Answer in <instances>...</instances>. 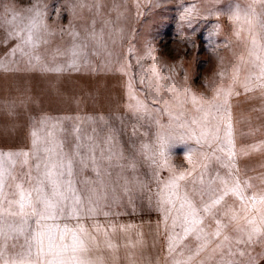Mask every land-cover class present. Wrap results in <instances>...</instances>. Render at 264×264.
Returning <instances> with one entry per match:
<instances>
[{"label": "rangeland", "instance_id": "374dc122", "mask_svg": "<svg viewBox=\"0 0 264 264\" xmlns=\"http://www.w3.org/2000/svg\"><path fill=\"white\" fill-rule=\"evenodd\" d=\"M34 6L45 13L47 31L42 29L41 35L48 42L33 49L8 32L27 24L32 15L28 9ZM237 6L241 10L239 19L233 15ZM13 15L16 19L9 24ZM262 47L264 0H0V74L20 63L34 68L41 62L69 67L75 61L76 66L69 68H86L90 77L86 95L90 94L93 102L101 99L102 103H116L124 93L125 101L139 100L156 109L158 119L169 120L168 111L182 113L175 123L202 116L196 110L200 104L194 106L192 96L207 108L223 104L225 93L231 91L227 108L236 132V158L227 159L228 155L220 151L224 161L219 169L205 172L203 185L181 184L197 208L209 200V181H214L211 187L217 193L222 189V179L230 184L239 180L245 197L264 193V81L258 79L256 59L264 55ZM13 49H17L14 54ZM73 51L78 55L73 56ZM130 79L137 100L130 98ZM209 119L214 130L218 121ZM174 153L173 164L178 166L179 153ZM244 154L250 159L243 160ZM233 162L234 168L225 166ZM78 194L90 196L97 211L82 213L79 221L67 219L61 223H80L95 237L87 255L97 264H173L189 255H193L191 264H264V224L255 210L249 211V219H256L255 226L261 233L250 243H236L242 235L236 228L250 231L252 226L243 219L241 201L231 193L213 210L227 227L221 237L211 238L199 256L194 255L198 246L194 235L183 237L179 225L173 229L171 217L165 222L160 207L147 206L158 203V192ZM106 198L123 200V206H116L120 202L115 201L109 203L115 205L101 206L99 200ZM132 200H140L136 202L139 205L133 206ZM246 203L251 208V200ZM228 209L241 217L238 225L224 215ZM202 226L206 232H214L213 216L204 215ZM224 235L229 241H224ZM170 237L175 242L171 252ZM221 243L223 248H216Z\"/></svg>", "mask_w": 264, "mask_h": 264}, {"label": "snow or ice", "instance_id": "6c2138e0", "mask_svg": "<svg viewBox=\"0 0 264 264\" xmlns=\"http://www.w3.org/2000/svg\"><path fill=\"white\" fill-rule=\"evenodd\" d=\"M28 12L32 13V15L28 17L27 24L22 28L9 30L8 34L9 36L18 37L24 46L34 49L41 42H48L41 35L42 29L45 32L47 31L44 24L45 13L35 6L28 9ZM233 15L236 19L240 18L241 10L239 6L236 7ZM244 15L247 17L248 13L245 12ZM15 19L16 16L13 15L12 20L8 21V23L11 24ZM249 23H251L250 20ZM252 43L255 45L256 41L253 40ZM17 47L20 48L21 46L18 45ZM16 50L13 49V54ZM261 52L264 53V47L261 48ZM72 54L73 56L78 55L75 51ZM36 59L39 60V57L37 56ZM256 59L259 61L260 68L258 79L264 81V55H257ZM75 66V61L69 64V67ZM46 70L60 72L62 69L61 67H55ZM245 87L247 90V85ZM261 87H264V84H261ZM128 88L130 98L136 99L132 95L131 79L129 80ZM228 95H231L230 90L225 93L223 104L209 105L207 108L195 96H192L191 102L194 106L200 104V107L196 110L202 112V116L193 117L190 122L184 120L180 123H175L181 119L182 113L174 115L171 111H168L169 123L167 125H160L159 121H157V124L166 130L157 133V151L150 159L158 170L166 169L170 172V176L166 181H158L161 185L158 191V204L165 215L166 223L171 217L173 229L179 225L183 237L194 235L195 240L198 242L194 253L195 256H199L200 252L209 246L212 242V237H221L222 229L227 227L220 219L215 217L213 210L221 204L229 193L241 201V207L245 213L243 219L252 226L250 231H245L241 227L236 228V231L242 234L236 238V243H250L255 235L261 233V229L255 226L256 219H249V211L255 210L259 214L260 223L264 224V193L253 194L250 198L245 197L239 180H233L230 184L226 179L221 180L222 189L217 193L211 187L214 181H209V200L204 202L202 207L197 208L187 190H184L181 185V181H184L186 176H191L192 172L175 174L172 172L173 166L169 163L170 158L175 154L173 149L180 144L187 146L189 141L201 146L207 144L209 147H212L215 142L217 143L216 151L225 152L231 159L234 155V146L231 114L227 108ZM217 99H219V93L217 94ZM129 107L133 106L129 105ZM135 110L138 112L143 111L146 114L149 112L147 105L139 100H137ZM210 117L218 121L214 130L209 126ZM41 123L43 125L47 121H41ZM221 124L224 125L223 137L220 136ZM56 127V124H52L53 129ZM52 136L53 133L51 131L47 132L45 137H40L36 131L32 132L33 149L39 150L38 145L41 143L50 145L43 148L45 153L43 172L36 178L35 185L28 189H25L23 183L15 184V195L18 198L7 200V209L4 208V202L7 199L4 194L5 184L7 179L15 180L16 178L10 170L6 169L5 160L10 164H14V161L12 153H0V264H97L96 261L90 259L87 255L90 251L89 245L95 243V237L80 223L75 226L61 223V221L67 219L79 221L82 213L94 214L97 208L93 206L94 202L91 197L88 198V206L85 207L84 201L78 194L71 179L73 175L72 162L70 159L65 161L64 156L61 154L62 145L58 144L55 139H49ZM77 147L79 148V145ZM145 147L147 148L148 146L146 145ZM58 148L61 149V152L57 151ZM197 153L198 149L187 146L183 155L191 164L193 156ZM16 155L25 157L24 163L27 164V157L29 156L27 152L17 153ZM199 155L205 160L208 159V153L199 152ZM212 155L215 156V152ZM157 157H159L158 160ZM215 158L217 160L220 159L218 156ZM202 166L204 168L207 167L206 164ZM225 166L234 167V164ZM36 169L39 173L41 169L40 163H37ZM29 179L31 180L30 174ZM199 183L201 185L204 184L203 173H201ZM201 192H203V189H201ZM201 199H203V196H201ZM248 199L251 200V208L246 203ZM13 205L16 206V210H13ZM257 205L260 207H257ZM202 214L213 216L216 223L214 232L208 233L205 231L202 226L204 223V215ZM224 215L229 217L230 222L239 224L241 217L232 209L225 211ZM177 235L179 236V234ZM244 236L247 237L246 241ZM21 237L23 238V244L20 245L22 251L19 257L4 259L8 242L19 241ZM223 239L224 241H229L230 238L224 235ZM174 243L170 237V252L173 250ZM12 247H17V244L13 243ZM216 248L222 249L223 244H217ZM231 254V250H229V255ZM240 255H244V253L241 252ZM192 260L193 255H189L186 260H174L173 264H191Z\"/></svg>", "mask_w": 264, "mask_h": 264}, {"label": "crops", "instance_id": "0c3cea01", "mask_svg": "<svg viewBox=\"0 0 264 264\" xmlns=\"http://www.w3.org/2000/svg\"><path fill=\"white\" fill-rule=\"evenodd\" d=\"M22 64L0 74V153L13 154L14 164L5 160V167L16 178L15 180L9 178L6 181L5 209L8 208L7 200L18 198L15 195L16 183H23L25 189H28L35 185L36 178L43 172L45 158L43 148L50 145L41 143L38 145L39 150L33 149V131L40 137H45L46 133L51 131L53 136L49 139H55L62 145V152L60 148L57 151L61 152L65 161L71 160L73 171L71 179L78 193L159 191L161 185L158 181H166L170 172L166 169L158 170L150 157L157 151V133L166 130L162 129L157 121L160 125H167L169 120L158 119L157 110L148 106L147 114L136 111V101H125L124 93L116 103H102L101 99L99 102H93L91 95H86L90 87V77L84 66L74 70L67 66H55V62L50 64L41 62L35 64L37 69L35 66L25 67ZM40 65L42 68H39ZM45 66L48 69L61 67L62 70L46 71ZM41 121L47 123L42 125ZM52 124H56L57 127L53 129ZM235 133L232 129L234 146L232 161L236 158ZM187 146L198 149L191 164L183 155ZM187 146L180 144L173 149L179 153L178 166L173 164L172 157L169 161L175 174L192 172L191 176H186V179L181 181L182 185L184 182L186 184L199 182L201 173L204 176L205 172H212L215 167L219 169L218 165L224 161V155L216 151L215 142L209 147L207 144L201 146L189 141ZM24 152L29 154L27 164L24 163L25 157L16 155ZM199 152L208 153V159L201 157ZM213 152L215 156L212 155ZM246 155L244 154L243 160L250 159ZM216 156L220 159L217 160ZM37 163L41 164L39 173L36 169ZM205 164L206 168L202 166ZM80 196L87 207L90 196L87 197L86 194ZM113 201L120 202L115 203L116 206H123L121 203L123 200L107 198L99 200L101 206L115 205L109 204ZM139 201L131 202L133 206H137L139 203L136 202ZM147 206L160 207L158 203ZM13 210H16L15 205ZM19 241L20 243L8 242L5 257L11 259L13 255L19 256L23 238L21 237ZM13 243H16L17 247L13 248Z\"/></svg>", "mask_w": 264, "mask_h": 264}]
</instances>
